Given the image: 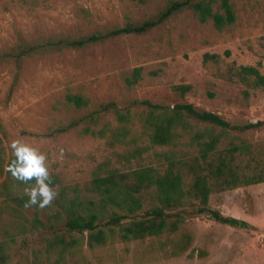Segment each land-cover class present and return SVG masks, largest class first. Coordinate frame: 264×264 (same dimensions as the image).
<instances>
[{
  "label": "rangeland",
  "instance_id": "rangeland-1",
  "mask_svg": "<svg viewBox=\"0 0 264 264\" xmlns=\"http://www.w3.org/2000/svg\"><path fill=\"white\" fill-rule=\"evenodd\" d=\"M171 1L38 0L33 5L0 1V121L8 134L7 152L13 139L35 147L46 156L48 171L58 176L61 186L91 196L94 178L105 175L103 166L163 170L169 165L166 155L183 162L184 178L190 182L187 165L195 158L205 165L199 147L190 144L205 126L192 124L189 132L179 130L176 147L153 146L147 137L139 136L149 109L134 105L136 101L171 108L188 103L236 126L264 122V91L225 79L228 70L238 66H255L264 76V0H230L235 21L222 30L212 21L199 22L192 10L184 9L141 35L69 45L127 24L155 20ZM218 2L213 3L215 9ZM205 54L218 59L205 62ZM138 68L140 76L129 84L127 79ZM178 85H190L191 90L181 95L174 89ZM246 89L248 99L243 94ZM68 93L84 96L89 106L67 105ZM110 102L117 110L90 125L102 134H81L86 116ZM73 122L79 126L57 132ZM123 127L128 133L116 136L115 130ZM213 134L219 141L207 161L214 172L224 162L227 178L231 171L239 177L264 178V127L246 134L214 129ZM243 144L248 145L247 152H230L232 146ZM129 152V161L121 159ZM151 199L150 204H157ZM150 204L145 201L144 209ZM209 206L252 228L230 227L205 216L186 217L173 233L124 242L117 230L106 246L93 249L87 246V233L75 234L81 248L76 258L79 264H264V182L214 192ZM43 231L39 233L46 234ZM39 233L20 238L13 260L40 245ZM182 243L187 244L186 250L173 256Z\"/></svg>",
  "mask_w": 264,
  "mask_h": 264
},
{
  "label": "trees",
  "instance_id": "trees-1",
  "mask_svg": "<svg viewBox=\"0 0 264 264\" xmlns=\"http://www.w3.org/2000/svg\"><path fill=\"white\" fill-rule=\"evenodd\" d=\"M22 1L27 5L38 3V0ZM214 2L216 0H174L167 4L155 20L146 21L141 25L127 24L107 35L94 34L69 45L84 46L97 43L106 37L124 34L141 35L184 9L192 10L199 22L206 24L212 21L216 29L222 30L235 21L233 6L230 0H219L215 9ZM209 59H218V56L205 54L204 61ZM139 76L138 68L133 71L132 79H127V82L133 84ZM225 79L240 83L247 89L264 91V76L255 66L232 67ZM174 89L184 95L191 90V86L178 85ZM247 89L243 92L246 99L249 97ZM65 99L67 105L76 109L89 106V100L80 94L68 93ZM134 105H144L149 109L139 136L147 137L153 146L176 147L180 137L179 130L189 132L194 125L205 126L203 132L192 136L190 143L199 147L200 157L205 165L200 164L198 158H195L194 163L187 165L192 173L190 182L184 178L181 165L183 162L180 163L166 155L169 165L163 170L159 167H139L123 171L118 167L103 166L100 170L102 169L105 175L94 178L91 196H84L77 190L69 191V188L61 186L57 175L49 173L50 186L56 193L52 203L45 208L35 205L26 207V190L31 185L16 180L6 170L13 156L11 150L10 153L7 152L4 145L8 134L0 121V264H79L76 257L81 248L78 239L74 237L75 234L82 236L87 233V246L93 249L96 246H106L117 230L119 239L124 242L173 233L186 217L205 216L230 227L252 228L244 220L224 216L218 210L212 209L209 206V196L217 191L262 183L264 178L239 177L232 171L227 178L224 175V162H220L214 172L207 159L209 154L216 150L219 141L218 136L213 134L214 129L246 134L264 127V122L231 125L221 115L200 110L188 103L176 104L172 108L149 101H136ZM111 110H117L113 102L103 104L99 110L90 112L86 116L87 126L81 134L101 135V131L96 132L90 125L97 124L102 114ZM78 126L79 122H73L59 127L57 132H65ZM127 131V128L123 127L115 130L114 134L122 137ZM205 137L207 140L204 141ZM138 151L140 148L136 147L134 153L138 154ZM237 151L247 152L248 145L232 146L230 149L231 153ZM131 153L122 154L120 157L129 161ZM57 185H60V189L56 192ZM152 197L157 204H150ZM189 198L197 199L198 204L191 202ZM145 201L150 204L146 209ZM43 230L46 234L39 233ZM35 233H39L40 245L31 248L29 254L13 260V252L20 238ZM180 245L177 247L179 252H174L173 256L186 250L187 244Z\"/></svg>",
  "mask_w": 264,
  "mask_h": 264
},
{
  "label": "clouds",
  "instance_id": "clouds-1",
  "mask_svg": "<svg viewBox=\"0 0 264 264\" xmlns=\"http://www.w3.org/2000/svg\"><path fill=\"white\" fill-rule=\"evenodd\" d=\"M13 159L6 170L16 180L31 186L26 190L28 200L26 207L37 206L45 208L50 205L56 196L51 185L46 156L35 147L18 139L9 142Z\"/></svg>",
  "mask_w": 264,
  "mask_h": 264
}]
</instances>
